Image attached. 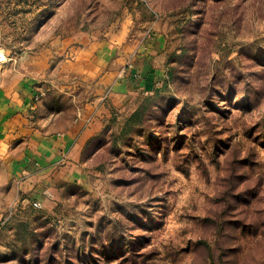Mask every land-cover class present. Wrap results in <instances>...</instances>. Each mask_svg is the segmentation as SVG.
Here are the masks:
<instances>
[{
	"label": "rangeland",
	"instance_id": "1",
	"mask_svg": "<svg viewBox=\"0 0 264 264\" xmlns=\"http://www.w3.org/2000/svg\"><path fill=\"white\" fill-rule=\"evenodd\" d=\"M124 29L162 38L161 84L92 141L80 182L12 209L0 264H264V0H0L12 56Z\"/></svg>",
	"mask_w": 264,
	"mask_h": 264
},
{
	"label": "crops",
	"instance_id": "2",
	"mask_svg": "<svg viewBox=\"0 0 264 264\" xmlns=\"http://www.w3.org/2000/svg\"><path fill=\"white\" fill-rule=\"evenodd\" d=\"M1 41L0 233L21 201L43 205L81 181L86 149L133 95L161 84L166 60L161 37L140 44L126 29L14 56Z\"/></svg>",
	"mask_w": 264,
	"mask_h": 264
},
{
	"label": "built area",
	"instance_id": "3",
	"mask_svg": "<svg viewBox=\"0 0 264 264\" xmlns=\"http://www.w3.org/2000/svg\"><path fill=\"white\" fill-rule=\"evenodd\" d=\"M0 58H1V57H0ZM0 60H2V58H1ZM33 205L36 206V207H40V206H41V204L38 203V202L33 203Z\"/></svg>",
	"mask_w": 264,
	"mask_h": 264
},
{
	"label": "bare ground",
	"instance_id": "4",
	"mask_svg": "<svg viewBox=\"0 0 264 264\" xmlns=\"http://www.w3.org/2000/svg\"><path fill=\"white\" fill-rule=\"evenodd\" d=\"M1 55V54H0ZM1 57V56H0Z\"/></svg>",
	"mask_w": 264,
	"mask_h": 264
}]
</instances>
